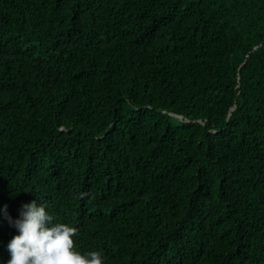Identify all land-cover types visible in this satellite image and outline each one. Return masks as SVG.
<instances>
[{
	"label": "trees",
	"instance_id": "1",
	"mask_svg": "<svg viewBox=\"0 0 264 264\" xmlns=\"http://www.w3.org/2000/svg\"><path fill=\"white\" fill-rule=\"evenodd\" d=\"M32 200L104 264H264V0H0V207Z\"/></svg>",
	"mask_w": 264,
	"mask_h": 264
},
{
	"label": "clouds",
	"instance_id": "2",
	"mask_svg": "<svg viewBox=\"0 0 264 264\" xmlns=\"http://www.w3.org/2000/svg\"><path fill=\"white\" fill-rule=\"evenodd\" d=\"M0 221L17 230L6 246L10 253L7 264H104L101 251L76 249V228L55 221L43 202L23 203L15 218L5 204L0 207Z\"/></svg>",
	"mask_w": 264,
	"mask_h": 264
}]
</instances>
